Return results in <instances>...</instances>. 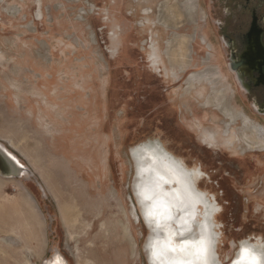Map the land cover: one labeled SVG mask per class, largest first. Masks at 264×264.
Listing matches in <instances>:
<instances>
[{
	"label": "rangeland",
	"instance_id": "1",
	"mask_svg": "<svg viewBox=\"0 0 264 264\" xmlns=\"http://www.w3.org/2000/svg\"><path fill=\"white\" fill-rule=\"evenodd\" d=\"M176 40L185 69L169 62ZM150 140L202 169L222 260L264 240V120L205 0H0V142L30 170L0 174V264H149L130 151Z\"/></svg>",
	"mask_w": 264,
	"mask_h": 264
},
{
	"label": "bare ground",
	"instance_id": "2",
	"mask_svg": "<svg viewBox=\"0 0 264 264\" xmlns=\"http://www.w3.org/2000/svg\"><path fill=\"white\" fill-rule=\"evenodd\" d=\"M143 14L147 16L148 20L149 9H143ZM178 42L168 48L167 55L172 68L178 64L181 69H185L191 59L184 57L183 48H178ZM172 73L175 77L178 76L175 69H173ZM249 125L244 120L243 130L248 129ZM246 134L249 135V138L254 139L256 130L252 129L251 132L248 131ZM152 144L145 142L132 150L145 162V164L143 162L145 174L149 175L152 170H156L163 179L157 184L158 190L151 193V196L161 197L166 202V197L163 193L171 192L165 187V183L177 184V187L175 185L172 187L175 193L174 197L170 198L173 201L168 204L167 210L157 211V213L162 215L160 219L164 218L159 229L165 231L168 238V241H164L163 237L161 240H163L165 247L167 245L170 249H175L173 250L175 255L173 256L175 257L173 262L175 261L179 264H230L233 259L226 263L221 259L218 251L220 232H216L213 229L209 219L205 221V226L201 225L200 215H202V210L197 209V205L203 204L208 211L206 214L210 217L212 214L219 215L222 209L217 199L213 200L207 192L200 190V185L198 186V184L204 180L201 177L200 169H191L185 165L183 159L171 152L162 141H157L155 146ZM147 175L143 176L145 178L143 184L145 183V187H152ZM184 212L188 217H180ZM189 219L191 222L188 221ZM178 220L182 224L179 230L174 226V223L178 222ZM174 235L178 237L173 239ZM180 235L182 237H179ZM260 239L256 243H253L252 239L244 240L241 243L244 248L242 250V260H236L233 264H264V252H262L264 240Z\"/></svg>",
	"mask_w": 264,
	"mask_h": 264
},
{
	"label": "flooded vegetation",
	"instance_id": "3",
	"mask_svg": "<svg viewBox=\"0 0 264 264\" xmlns=\"http://www.w3.org/2000/svg\"><path fill=\"white\" fill-rule=\"evenodd\" d=\"M205 6L209 28L225 57L239 98L264 120V0H205ZM200 173L203 178L202 169ZM232 177L231 171L221 175L228 183ZM210 180L214 181L211 176ZM226 186L225 195L229 190L233 192L232 185ZM211 197L217 199L215 195ZM243 249L240 244L238 251Z\"/></svg>",
	"mask_w": 264,
	"mask_h": 264
},
{
	"label": "water",
	"instance_id": "4",
	"mask_svg": "<svg viewBox=\"0 0 264 264\" xmlns=\"http://www.w3.org/2000/svg\"><path fill=\"white\" fill-rule=\"evenodd\" d=\"M153 142V146H155L157 141L161 140H150ZM149 142V141H146ZM145 143V142H143ZM141 144V143H140ZM139 145V144H138ZM137 146V145H136ZM135 147V146H134ZM131 157L134 161L135 165V180L133 183V193L136 198L137 204L140 208L141 216L149 229V235L147 237L146 243L144 245V250L146 252V257L149 264H179L177 262H173V256L174 252L169 247L164 246L163 240L168 241L167 234L165 231H161L159 227L161 226V223L164 221L163 219H160L159 213L157 211L159 210H167L168 204H171L170 202L173 201L170 199L171 197H174L175 191L173 190V186L175 185L177 187V184L173 183H165V187L169 189L171 193H163L166 197V202H164V199L161 197H153L150 194L153 193L157 189V184L163 180L162 177H160V174L156 170H152L149 175L145 174L144 165L143 162L137 154L134 153V151L131 149L130 151ZM21 159L12 152L4 143L0 142V174L4 176L9 177H21L25 175L26 173H30L29 168L20 161ZM145 164V162H144ZM149 178V182H151L152 187H145V178L143 176H146ZM147 184V183H146ZM148 185V184H147ZM202 188H200L201 190ZM203 190V189H202ZM210 195V194H209ZM212 195V194H211ZM211 197V196H210ZM197 209L202 210V215H200L201 218V225L205 226L206 220H211L213 229L217 232H219L218 229V221H216V215L218 214H212V216H208L206 214L207 209L203 204L197 205ZM163 212V211H162ZM164 213V212H163ZM193 214V213H192ZM199 216V215H198ZM180 217H188V215H185V212L180 215ZM191 222V220H188ZM181 222H175L174 226L177 230H179L182 227ZM194 225V224H193ZM198 228V227H197ZM180 232V231H179ZM178 232V233H179ZM163 237V238H162ZM178 236L174 235L173 239L177 238ZM179 237H182L181 235ZM161 238L163 240H161ZM243 254L242 250L237 251L236 256L232 260L230 264H233L236 260H242ZM57 264H66L64 260H62L60 257L54 258L52 262H55ZM178 261V260H177Z\"/></svg>",
	"mask_w": 264,
	"mask_h": 264
},
{
	"label": "snow or ice",
	"instance_id": "5",
	"mask_svg": "<svg viewBox=\"0 0 264 264\" xmlns=\"http://www.w3.org/2000/svg\"><path fill=\"white\" fill-rule=\"evenodd\" d=\"M173 250H175V249H173Z\"/></svg>",
	"mask_w": 264,
	"mask_h": 264
}]
</instances>
